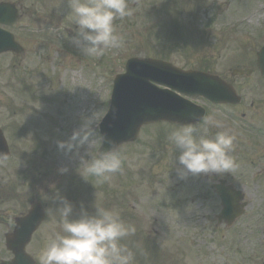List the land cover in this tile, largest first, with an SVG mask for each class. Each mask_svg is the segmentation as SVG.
Listing matches in <instances>:
<instances>
[{
    "label": "rangeland",
    "instance_id": "374dc122",
    "mask_svg": "<svg viewBox=\"0 0 264 264\" xmlns=\"http://www.w3.org/2000/svg\"><path fill=\"white\" fill-rule=\"evenodd\" d=\"M162 1L128 0L132 15L114 21L123 43L109 49L101 62L95 57L97 65L87 63L85 56L71 42L75 33L68 14L69 0H53L48 6L52 9L53 19L38 23L39 28L51 23L50 29L54 34L47 48H37L25 59L30 67L33 63L41 71L47 69L51 81L43 85H52L37 101L39 112L35 121L36 138L47 145L33 151L32 157H37L36 161L28 164V179L32 181L36 175L34 195L46 210V219L36 231L33 244L27 247L37 260L46 239L61 231L56 208L59 206L58 197L63 196L73 203L75 212H79L81 204L90 212L95 207L114 210L112 200L115 197L120 206L115 211L126 224L136 229L135 234L121 241L135 253L133 264H165L169 262V256L173 259L179 253L188 256V264H199L197 258H204L205 255L212 257L213 254L219 255L216 264H227V258L244 259V264H264V134L260 139L256 134L259 117L264 119V93L259 92V87L250 81L242 83L239 79L236 84L244 99L242 105L223 107L221 112L212 109L214 115L221 114L218 120L236 136L230 152L236 167L231 173L211 177L189 175L180 179L172 168L173 152L168 141L152 147L155 134L167 139L169 130L174 127L169 123L151 125L147 130H143L144 126L137 144L121 146L122 171L114 174L109 181L98 183L95 177L79 173L84 170L78 167L79 157L85 155L88 141L100 134L96 127L94 134L85 141L84 133L77 135V132L84 122L83 118L91 117L93 113H99L98 119L104 115L112 79L123 70L126 59L133 56L156 57L165 52L177 66L190 61L187 58L193 51L190 44L185 45L183 40L180 43L178 38L167 41L169 33H174L176 29L164 24L161 13H156L162 11ZM223 1L224 4L183 8L185 18L181 23L188 29L187 33H264V0ZM193 6L200 8L194 18L189 14ZM208 6H216L217 13L212 16V11L205 8ZM43 7L39 2V15ZM164 16L172 20V16ZM190 18L196 22H191ZM211 18L216 20L209 26L207 21ZM57 33H63V39ZM66 33H70V37ZM154 35L157 36L153 37L155 42L151 45L149 40ZM160 46L165 48L161 49V53ZM89 58L92 60L94 57H86L87 60ZM236 64L234 58H229L214 71L229 76L230 69ZM0 93L7 94L8 99H15L14 90L5 85L0 84ZM180 95L183 96L182 93ZM197 126L201 129L205 127ZM210 129L208 127L207 134L212 136ZM255 140L263 142L259 146ZM60 142L64 143L63 148L59 146ZM99 145V142L95 143L94 152ZM24 152L29 154V151ZM255 159L262 161L249 165ZM61 167H67L68 171L61 173ZM223 177L242 189L246 202L243 215L230 226L229 231H224V225L217 216L214 217L220 204L213 195L211 183ZM174 205L183 208L174 210ZM206 207L212 211H205ZM220 226L223 230L218 232ZM215 233L217 238H224L222 243L216 240Z\"/></svg>",
    "mask_w": 264,
    "mask_h": 264
},
{
    "label": "flooded vegetation",
    "instance_id": "af4514ba",
    "mask_svg": "<svg viewBox=\"0 0 264 264\" xmlns=\"http://www.w3.org/2000/svg\"><path fill=\"white\" fill-rule=\"evenodd\" d=\"M53 0H0V3H8L9 10L5 12L8 17L0 21V29L9 31L14 41L18 44V51H7L0 53V84L11 88L15 92V99H8L7 94L0 93V131L7 144L8 154L6 159L0 162V262L12 257L7 250L5 242L8 233H11L15 227L16 219L24 216L31 204L37 200L36 175L31 181L28 179V164L34 163L37 157H32V152L37 151L38 147H45L47 143L40 142L36 138L35 121L37 113V101L41 98L43 92L52 87L51 84L44 86L47 81L50 83L48 71H41L36 66L31 67L25 63V59L37 48H47L53 38V30L50 24L38 27V23L43 20L53 19V14L48 6ZM174 5H218L225 1L217 0H167ZM43 4L44 12L38 13V3ZM12 12L15 18H12ZM14 19L11 24H8ZM63 39V33H57ZM67 34V35H66ZM65 35L69 37L70 33ZM188 38L193 51L191 56H187L190 61L181 64L182 68H196L207 71L221 77L224 81L236 85L239 79L242 83L252 82L259 87L258 91L264 93V77L242 78L227 76L226 73H214L215 69L221 68L222 64L229 58H234L236 63L247 65L251 69L257 67V53L264 45V33H184ZM178 42H182L184 36L178 35ZM185 45L186 43L183 42ZM240 61V62H239ZM47 63V61H44ZM258 75L259 72L257 71ZM236 88V87H235ZM243 98V97H242ZM198 103L203 104L205 108V117L212 115V109L221 112L223 107L233 106L229 104L215 105L202 98L196 99ZM243 100V99H242ZM242 105L240 103L237 106ZM250 105H254L251 103ZM264 112V111H263ZM245 117V114L242 113ZM264 117V116H263ZM200 123L204 124V120ZM259 131L256 132L260 138L264 134V125L260 124ZM209 131H223L210 127ZM257 129V127H254ZM260 146L262 142H257ZM43 150V149H42ZM47 152V148L44 149ZM24 151H29L27 155ZM35 156V152H34ZM262 160L255 159L254 164ZM34 166V165H32ZM37 171V168L34 169ZM183 208L182 206L175 207ZM205 211L211 212L210 207ZM192 211V210H186ZM36 232L31 235L28 245L33 244ZM222 243L224 238H216ZM244 255V254H243ZM219 255L213 254L212 257L205 255L204 258H197L199 264H216V258ZM227 258V255H225ZM36 264H39V260ZM247 260H251L248 258ZM244 264L243 260H229L227 264ZM174 264H188L184 258L177 256ZM195 264V263H194ZM250 264V263H249Z\"/></svg>",
    "mask_w": 264,
    "mask_h": 264
},
{
    "label": "clouds",
    "instance_id": "9594fccd",
    "mask_svg": "<svg viewBox=\"0 0 264 264\" xmlns=\"http://www.w3.org/2000/svg\"><path fill=\"white\" fill-rule=\"evenodd\" d=\"M71 23L75 35L71 42L85 57H102L112 47H119L123 37L117 33L114 21L132 15L128 0H69ZM99 113L85 117L77 132L84 133V140L95 132L103 118ZM205 127L194 124L173 127L167 140L173 152L172 168L180 179L191 176H222L236 167L230 152L234 136L228 130L207 134L208 127L223 129L222 122L209 115L203 118ZM97 135L88 141L84 156L79 157V166L97 179L98 183L109 181L122 171V155L114 141L105 152L95 151L94 145L104 142ZM59 146L65 145L60 142ZM6 157L0 154V162ZM67 172V167L59 169ZM84 178V175H81ZM85 179V178H84ZM56 208L60 217V232L49 236L39 253V264H133L135 253L121 241L135 234V227L126 224L119 213L112 209L95 207L90 212L81 204L79 212L66 197L59 196Z\"/></svg>",
    "mask_w": 264,
    "mask_h": 264
},
{
    "label": "water",
    "instance_id": "95a60500",
    "mask_svg": "<svg viewBox=\"0 0 264 264\" xmlns=\"http://www.w3.org/2000/svg\"><path fill=\"white\" fill-rule=\"evenodd\" d=\"M1 8L8 9V5L2 3ZM0 20H4L1 15ZM9 49H16V44L10 34L0 30V52ZM258 57V67L264 76V47ZM244 72L249 73L234 71ZM178 92L203 95L214 102L239 101L231 86L215 76L181 70L155 58L131 57L125 63L124 72L116 75L113 80L109 107L99 123L100 134L105 139L98 151L110 150L113 145L108 143L109 140L114 141L116 146L134 140L142 124L161 120L188 124L200 120L202 109ZM2 141L0 133V154L5 156L7 150ZM218 192L224 206L219 217H225L231 222L242 212V205L239 204L242 194L223 185L218 186ZM42 219L43 211L39 203L33 204L25 217L17 219L14 232L6 238V247L12 252L13 258L0 264H35L26 253L25 246Z\"/></svg>",
    "mask_w": 264,
    "mask_h": 264
}]
</instances>
